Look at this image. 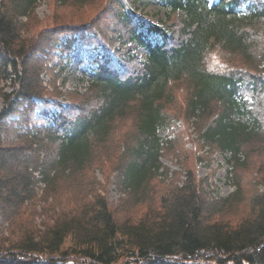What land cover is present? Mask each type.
I'll use <instances>...</instances> for the list:
<instances>
[{
	"label": "trees",
	"instance_id": "1",
	"mask_svg": "<svg viewBox=\"0 0 264 264\" xmlns=\"http://www.w3.org/2000/svg\"><path fill=\"white\" fill-rule=\"evenodd\" d=\"M153 1L178 23L146 27L106 2L96 18L37 29L39 0H0V217L7 223L0 264H264V192L252 199L251 218L229 224L220 217L238 200L239 185L234 195L215 199L190 181L161 197L158 209L150 186L162 167L157 131L167 122L162 103H169L172 82H190V117L219 103L202 137L229 155L230 169L241 163L245 146L264 143V45L250 34L264 23V0ZM118 41L145 50V60L117 58ZM77 47L99 51L85 64L95 67L90 82L73 93L76 100L66 96L67 105L50 102L64 96L57 81H67L63 67ZM216 47L239 55L251 70L209 73L204 59ZM58 60L63 69L56 73ZM43 108L50 110L46 117L38 112ZM132 109V142L107 165L110 154L97 156L96 149ZM95 169L106 181L115 172L123 195L115 207ZM61 186L71 192L68 199ZM49 199L50 223L39 230L36 206Z\"/></svg>",
	"mask_w": 264,
	"mask_h": 264
},
{
	"label": "rangeland",
	"instance_id": "2",
	"mask_svg": "<svg viewBox=\"0 0 264 264\" xmlns=\"http://www.w3.org/2000/svg\"><path fill=\"white\" fill-rule=\"evenodd\" d=\"M91 1L87 0L85 5L78 6L70 3L64 5L57 0H39L36 9L37 29L52 28L61 23L75 24L88 21L99 16L101 10L107 4L114 13L128 12L136 20L143 22L146 27L162 26L163 24L169 27L179 21L176 16H172L169 22L166 19L165 9L153 0L140 2L134 0H96L95 3H93L94 0ZM243 13L245 14V12ZM23 21L25 20L23 19ZM250 32L253 38H255L254 35L258 34L257 44L263 46L264 23L251 29ZM80 47L79 49L77 47L78 50L72 54L67 65L63 67L65 71L62 77L66 78L67 81L65 83L61 79L57 81V85L64 96H60L59 99H51L50 102L55 100L61 102L65 99V105H67L69 103L67 97L70 100H76L77 94H82L84 88L88 86L91 79L89 69L95 67L85 66V64L86 62H92L96 55L99 56V51L96 54H91L87 50L88 48L81 50L83 47L81 49ZM130 55L145 60L147 53L145 50L138 48L135 43L128 45L123 41H118L117 58L129 61ZM82 58H85V60L84 64L80 66ZM56 65L57 73L63 68L59 60ZM204 68L212 74L230 75L229 73L247 72L250 66L245 64L239 55L216 47L205 56ZM259 70L262 71L261 68ZM49 79V75H46L45 81ZM0 88L5 91L3 83L0 84ZM6 91H8V88ZM73 93H76V96ZM191 94L192 86L190 82L186 80L172 82L167 94L169 103H162L167 122L157 131L162 146L160 160L162 167L159 171L160 174L150 183L151 194L156 196L154 207L158 209L161 197L167 196L175 188L186 187L190 181L198 189L203 190L208 196L215 199L228 198L234 195L237 191L236 186L239 185L238 200L235 201L230 213L220 217V219L229 224L249 219L254 213L252 199L254 200L259 192H264V143L261 140H256L245 146L240 158L241 163L237 164L235 169H230L227 164L229 155L222 154L215 145L206 143L202 137V133L209 122L218 117L217 114L221 110V106L219 103H213L210 105V110L205 111V113L197 112L195 116L190 117L189 100ZM247 98L245 99L248 100ZM3 106L4 104L0 99V112ZM248 107L251 109L252 99L248 101ZM49 111L47 108L38 110L40 115L45 117L49 115ZM51 111L55 112L56 109L53 108ZM135 116V109H132L126 119L117 123L115 132L108 142L96 149L97 156H101L106 152L110 154L111 158L107 160V165L118 155L124 154L125 149L131 144L136 127ZM113 164L114 162H112ZM93 174L94 178L103 185L105 189L103 192H105L110 206L115 207L123 198L122 193L115 187V172L111 175L109 181L104 179L99 170L95 169ZM91 178L92 174L90 173L86 179L88 181ZM44 188V184H41L39 196L42 195ZM59 191L64 193L63 198H69L71 193L69 190L61 186ZM52 201L53 199H49L48 202L40 201L36 206L35 224L39 230L50 223L51 213L49 212L54 207L48 206L52 204ZM144 211L146 210L143 209L141 215ZM5 228H7V223L0 217V231ZM118 264L123 263L121 261Z\"/></svg>",
	"mask_w": 264,
	"mask_h": 264
}]
</instances>
